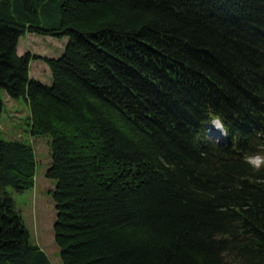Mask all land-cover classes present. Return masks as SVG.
Instances as JSON below:
<instances>
[{"label": "trees", "instance_id": "obj_1", "mask_svg": "<svg viewBox=\"0 0 264 264\" xmlns=\"http://www.w3.org/2000/svg\"><path fill=\"white\" fill-rule=\"evenodd\" d=\"M28 31L68 36L51 83ZM2 88L51 136L63 264H264V171L244 163L264 154V0H0ZM35 170L0 137V264H53L6 189Z\"/></svg>", "mask_w": 264, "mask_h": 264}, {"label": "rangeland", "instance_id": "obj_2", "mask_svg": "<svg viewBox=\"0 0 264 264\" xmlns=\"http://www.w3.org/2000/svg\"><path fill=\"white\" fill-rule=\"evenodd\" d=\"M67 39V35L56 36L31 31L20 35L17 44L18 52L30 51L34 54L30 60V75L45 83H51V71L43 55H60ZM0 95L2 101L0 137L19 138L30 143L36 159L34 185L21 191L16 190L12 185H7L6 189L12 195L15 206L21 213L31 241L36 242L46 252L53 264H63L53 229L56 208L51 189L55 185V179L46 175V169L51 161V136L30 133V109L23 96H11L3 88L0 90ZM218 134L220 133L215 130L211 133L215 137H219Z\"/></svg>", "mask_w": 264, "mask_h": 264}, {"label": "clouds", "instance_id": "obj_3", "mask_svg": "<svg viewBox=\"0 0 264 264\" xmlns=\"http://www.w3.org/2000/svg\"><path fill=\"white\" fill-rule=\"evenodd\" d=\"M207 136L210 140L217 141L218 137L211 135L212 131L215 130L223 136L229 134V127L225 124L223 117L219 113H213L207 117ZM244 163H246L250 169L254 172L264 171V154L253 153L244 157Z\"/></svg>", "mask_w": 264, "mask_h": 264}]
</instances>
